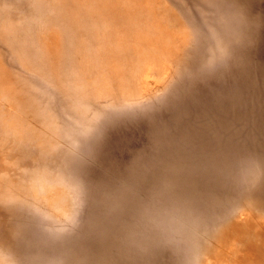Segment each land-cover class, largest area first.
I'll list each match as a JSON object with an SVG mask.
<instances>
[{
    "label": "rangeland",
    "instance_id": "374dc122",
    "mask_svg": "<svg viewBox=\"0 0 264 264\" xmlns=\"http://www.w3.org/2000/svg\"><path fill=\"white\" fill-rule=\"evenodd\" d=\"M0 264H264V0H0Z\"/></svg>",
    "mask_w": 264,
    "mask_h": 264
},
{
    "label": "clouds",
    "instance_id": "9594fccd",
    "mask_svg": "<svg viewBox=\"0 0 264 264\" xmlns=\"http://www.w3.org/2000/svg\"><path fill=\"white\" fill-rule=\"evenodd\" d=\"M156 194L160 195L162 198L165 193L158 191H154ZM153 193H150V199L152 200ZM153 201V200H152ZM162 202V201H161ZM151 203L145 209V218L146 224L144 229L141 232L133 233L128 238V243L133 247H139L143 243L144 240L147 239L146 233L149 231H156L161 236L166 237V243L169 241L168 229H169V220L164 213V209L161 208H153Z\"/></svg>",
    "mask_w": 264,
    "mask_h": 264
}]
</instances>
